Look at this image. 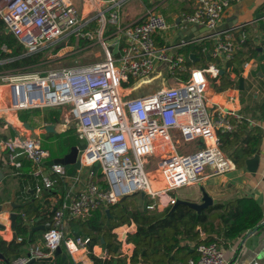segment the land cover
<instances>
[{
  "label": "built area",
  "instance_id": "built-area-1",
  "mask_svg": "<svg viewBox=\"0 0 264 264\" xmlns=\"http://www.w3.org/2000/svg\"><path fill=\"white\" fill-rule=\"evenodd\" d=\"M129 1L0 0L4 33L17 39L26 56L67 43L73 36L94 40V32L88 31L93 24L98 26V43L106 54L104 60L86 65L0 73V84L9 88L14 109H61L67 127L74 124L86 142L78 156L80 173L72 178L78 183L85 171V187L68 193L55 208L42 241L12 264L54 256L62 245L75 264H90L75 260V253L91 239L66 235L65 227L72 220H88L138 193L149 197L147 210L170 209L176 203L172 193L236 167L223 152L218 132L236 130L242 118L211 109L206 97L210 76L217 78L220 68L216 64L190 67L179 51L190 44L211 43L203 48L204 55L225 64L232 61L249 40L248 24L228 29L219 25L225 11L243 0H196L191 11H181L173 21L159 10L167 0H136L151 7L137 20L123 23L122 11ZM89 5L92 9L87 11ZM189 26L207 33L181 39L179 33ZM1 50L9 51L5 44ZM158 76L169 77L174 85L145 92V86ZM193 142L200 144L196 151L181 152L182 143ZM4 146L16 169H22V158L33 166L38 178L36 196L67 179L62 164L48 166L50 173L46 172L51 153L40 139L16 136L5 140ZM0 264L7 263L0 260ZM177 264H228V260L221 246L211 243L200 245L196 258Z\"/></svg>",
  "mask_w": 264,
  "mask_h": 264
},
{
  "label": "crops",
  "instance_id": "crops-1",
  "mask_svg": "<svg viewBox=\"0 0 264 264\" xmlns=\"http://www.w3.org/2000/svg\"><path fill=\"white\" fill-rule=\"evenodd\" d=\"M195 1L196 0H194V2L191 4V10L194 7ZM145 3L147 2L144 1L140 4L143 5ZM128 17L129 15L127 14V18ZM173 17L174 16L168 18L170 21H173ZM135 20L132 19L130 22ZM243 24H248V43L251 45V51H255V53L253 55L250 54L252 55V58L244 62L249 64L247 69L244 68V63L240 67V69L243 71V76L241 79L244 80L242 88L240 85L241 79H237L235 74L232 73L231 79L233 81H237L235 87L223 92H219L216 90V88L209 86L206 97L211 109L225 111L231 115L241 117L242 120H246L249 123L246 133H251L252 129H254V135L260 137V144L256 153V155H258L260 158L258 170L255 174H253L247 171L246 166L243 169L235 167L233 171L227 173L226 175L206 178L201 182V184L213 198L214 205L218 202H225L235 198L248 196L256 199L264 209V0H243L242 2L231 5V7L225 11L219 28L228 29ZM206 33L207 32L205 29L189 26L187 30L179 33L178 36L181 39H192L197 36H202ZM245 58L247 57L245 56ZM224 68H226V64L222 63L219 75L224 74ZM213 79L215 86H220L221 81L218 78ZM148 85L145 87L149 89ZM140 92L141 91L139 89L136 91V94H139ZM47 109H49V111H59V116L61 117L63 114L65 115L64 111L61 109ZM32 110L43 111L45 109ZM21 112H25V110H17L13 108V101L9 88L0 84V145L4 146L5 140L19 136L23 138H38L41 140L44 148L48 149L45 146L47 143H55L57 140H59V138H61L60 136L69 135L66 133L68 127L65 123V116L62 118V120L57 116V118L54 119V122H49L48 120L38 118L43 123L39 127L40 129L36 130L37 126L31 124V120H24L22 115H20ZM234 118L235 117H233V119ZM34 120L37 121L36 118ZM234 120H236V118ZM26 124L31 128L26 127ZM49 126H53L55 132H47V127ZM34 132L37 134L31 135V133ZM49 134H54L57 137L52 140H47L46 137ZM10 135L13 137H10ZM79 139L80 141H84L81 139L80 134ZM59 145L60 144L58 143L54 146L57 147ZM75 146L78 147V144ZM48 150L51 153V150ZM196 150L188 151V153L194 152ZM77 163H79V160ZM28 164L30 163L26 160L22 169L18 170L13 165H11V163H9L8 153L5 148L1 153L0 241H5L9 244L13 243V232L15 223L17 222V220H14L13 216L17 215L18 217L20 213V206L23 203H28L33 197L36 196L35 188L38 183V178L33 174V166L29 171L26 169ZM46 167H48V164ZM65 168L68 176L67 179L62 182L64 184L65 196L60 192L61 189H57L56 186L54 189L49 191L51 196L46 198V203L56 206L55 208H57L64 200H66L68 193L70 194L71 191L72 194L74 192H79L85 187L86 184L87 177L85 171L82 172L81 179L78 183H74L72 179L79 175L81 170L80 163L79 168L74 167L70 170L67 169V166H65ZM46 172L50 173L49 167L47 168ZM207 182L208 185H205ZM183 193L190 194L188 199L185 200L196 202L201 201H198L200 197L197 199V193H200L202 198L199 184L184 188L176 192L174 196L176 198L183 199L185 198L182 196ZM43 195L41 197H43ZM132 196L134 195L124 198L121 202L130 200L129 198ZM104 210L107 211L108 208ZM166 210L168 209L161 207L157 210H153V212L164 213ZM36 222V220H33V223L27 221V224H30L29 228L31 229V232L26 236L20 235L18 238H27L29 241L34 238V241L26 245L25 252H21L19 255L14 256L13 260L26 254L31 246L37 245L42 241L43 234L47 229L45 231L33 233L32 228L36 227ZM81 222L82 220H72L68 225H66V227L69 226L68 236L73 238V233L75 232L76 237L90 238L83 234L81 230ZM136 231L137 227L134 223L123 224L119 227H116L112 231V234L114 235L112 240H108V243L106 244L104 237H101L102 241H98L101 246H98L99 243H97V245L93 247V254L98 258V261H93L90 258L89 245L91 242L86 248H81L75 253V260H87L90 264H133L131 262V258L134 251V245L129 239L136 233ZM31 233L32 236L30 237ZM20 242L21 241L18 243ZM221 248L226 259L228 260V264H264V228L254 233L252 236H242L236 240L228 242L226 245H221ZM34 264H75V261L67 249L62 247L61 254L55 258L53 262H37ZM175 264H177V262H175Z\"/></svg>",
  "mask_w": 264,
  "mask_h": 264
},
{
  "label": "trees",
  "instance_id": "trees-1",
  "mask_svg": "<svg viewBox=\"0 0 264 264\" xmlns=\"http://www.w3.org/2000/svg\"><path fill=\"white\" fill-rule=\"evenodd\" d=\"M169 2V9H162L165 16H168L169 12L175 7L172 3L173 0ZM193 2L194 0H190L188 4L181 5L180 9L187 12L191 11ZM93 25H90V27ZM4 30L5 24L0 19V61H8L6 64L0 65V71L15 70L24 72L35 66H42L48 60L47 53L51 47L42 50L38 54L26 56L24 48L18 43L17 39L12 35L5 34ZM86 41V39H80L79 43L83 45L87 43ZM4 44L7 45L8 52L1 50ZM55 46L57 47V45ZM206 46L211 47V43L190 44L181 49L179 53L185 55L187 64L190 67L207 68L208 65L201 66V60L205 57L207 60V56H211V54H203L202 50ZM55 49L53 54L59 52L57 48ZM254 53L255 51H251V45L248 42L242 45L234 59L226 63V68L223 69L224 74L218 75L217 78L221 81V84L215 86L216 90L223 92L235 87L237 81L231 79V74L233 73L237 79H241L243 71L240 67L245 61L252 58ZM191 55H194V58H191ZM211 61L219 68L222 67L220 60L211 56ZM232 121L236 123L233 118ZM236 125V130L232 132L219 131L218 137L222 143L223 152L228 154L237 168L243 169L246 166V160L256 155L260 137L254 135V129L251 133H246L249 127L248 121L242 120L241 123ZM56 137L54 134H49L46 138L52 140ZM60 137L62 140L60 145L57 148H50L51 159L65 157L70 153L71 148L80 141L79 134L62 135ZM22 162L24 164L26 159L22 158ZM31 168L30 163L26 169L29 171ZM56 188L61 189L60 192L65 196L62 182H59ZM44 192L43 197L35 196L28 203H23L20 206V213L16 222L18 236H26L31 232L27 221L36 220V226L43 225L47 229L52 224L53 210L56 206L46 203V198L51 195L49 191L45 190ZM122 203L125 205H122ZM127 203L126 200L117 205L109 206V214L106 210L97 211L93 217L80 223L83 234L91 239L89 251L90 258L93 261H98V258L93 254V247L97 245L98 241H102L101 237H104L107 244L108 240L114 238L113 229L123 224L134 223L137 227L136 233L129 239L134 245L131 258L133 264L186 262L190 258L197 257V249L200 245L211 243H217L219 246L226 245L228 242L246 236L249 231L255 229L259 231L264 228V209L256 199L248 196L218 202L201 215L187 206L180 205L172 215L165 219L163 217L169 209L164 213L142 211L136 208L135 203L132 202L134 207L130 210ZM33 241L34 238L30 241L24 238L20 243L13 242L11 244L0 241V252L5 255L7 264H12L13 257L25 252V246Z\"/></svg>",
  "mask_w": 264,
  "mask_h": 264
},
{
  "label": "rangeland",
  "instance_id": "rangeland-1",
  "mask_svg": "<svg viewBox=\"0 0 264 264\" xmlns=\"http://www.w3.org/2000/svg\"><path fill=\"white\" fill-rule=\"evenodd\" d=\"M170 0H167V2L161 6L162 8L159 9L160 12L162 13V9H166L168 10L169 7H170ZM190 0H173V4L175 5L174 9H172L169 14H168V17H172L178 13H180L182 10L180 9V6L183 5V4H188ZM151 5L148 4V3H145V4H140L139 1H136V0H131L129 1L126 6L124 7L123 11H122V19H123V23H127V21H131L132 19L135 20L137 19L138 17L144 15L147 11L148 8H150ZM92 9L91 5L88 6V9ZM127 14L129 15V17L127 18ZM94 14H91L90 17H93ZM98 29V26L97 25H93L89 28L88 31H91V32H94L95 34V39L94 40H87L86 42L87 43H84L83 45H81L79 42H80V39H82L81 36H73L69 42H67V44H65L63 47H60V43H56L57 44V47L55 45H51V46H48L47 48L45 49H48L49 47H51L48 51V60L42 65V66H35L34 68H32L31 70H28V71H35V70H48V69H51V68H55V67H61V66H66V67H73V66H80V65H86V64H90V63H95V62H98V61H102L104 60L105 58V51L102 47V45H100L98 43V36H97V33H96V30ZM68 41V40H67ZM57 48L59 50V52H57L56 54H53L55 53L54 50H56L55 48ZM210 66L212 65V61H211V56L208 55L207 56V60H206V57L203 58L201 60V66ZM7 72H10V73H19L20 71H15V70H5V71H0V73H7ZM23 72V71H21ZM213 76H210V79H209V86H212L213 88H215V84H214V81H213ZM0 83H1V80H0ZM174 85V82L172 80L169 79V77H165L163 78V76H158L157 79L154 78V80H152V83H150L148 86H149V89H147L145 92H153V91H156L162 87H170ZM207 93V92H206ZM22 113V114H21ZM20 115H22V118H24V120L26 121H30L31 124H33L34 126H37L36 127V130H39L41 124L43 123L42 121H40V119H45V120H48L49 122H54V119L60 117V119L62 120V118L65 116L63 114V116H59L60 112L57 111H49V109H45V110H32V109H28V110H25V112H21ZM37 119V121H35L34 119ZM40 118V119H38ZM60 120V121H61ZM70 136L71 135H74V134H79L76 126L74 124H70L67 128V132ZM37 133H31V135H36ZM10 137H13L10 135ZM61 138H59V140H57V142L55 143H47L45 146L50 149V148H57L56 146L54 145H57L58 143L60 144V141ZM60 141V142H59ZM63 143V142H62ZM78 147L80 149V151H84V149L86 148V142L85 141H79L78 142ZM181 147V152L184 153V152H188V151H191V150H196L200 147V144L199 142H193V143H182L180 145ZM74 167H78L79 168V163H76L75 165H69L67 166V169L70 170ZM79 172V171H78ZM155 171H152L151 172V175L152 178H154L156 176L157 173H155ZM219 179V178H217ZM205 185H208V182L205 184ZM173 195H175V193H172ZM190 194L186 193V194H182L183 199H188V196ZM198 197V201L201 200V196H200V193H197ZM130 200H127V205L129 207V209H132L134 206H136V208H139L140 210L142 211H145L147 210V206L150 204V199L149 197H143L142 193H138L134 196H132L131 198H129ZM132 202H134V206L132 204ZM122 205H125L124 203H122ZM216 205V204H215ZM153 212V211H151ZM155 213V212H153ZM158 213V212H156ZM68 227H65V233L66 235H68ZM73 238H76L75 236V232L73 233ZM99 243V242H98ZM98 246H101L100 243L98 244ZM62 247L64 248V245H62Z\"/></svg>",
  "mask_w": 264,
  "mask_h": 264
},
{
  "label": "water",
  "instance_id": "water-1",
  "mask_svg": "<svg viewBox=\"0 0 264 264\" xmlns=\"http://www.w3.org/2000/svg\"><path fill=\"white\" fill-rule=\"evenodd\" d=\"M205 31H207L205 29ZM66 43L63 42L60 47H63ZM191 58H194V55H191ZM244 80L241 79L240 81V85L241 88L243 86ZM26 127L31 128L29 125L26 124ZM47 132L49 133H53L55 132L54 127L53 126H49L47 127ZM4 146L0 145V157H1V153L4 150ZM80 150L78 147H72L70 153L68 155H66L64 158L62 159H54L51 160L49 162H47L48 166H51L53 164L59 163L62 164L64 166H69V165H75L78 161V156H79ZM259 156L256 155L252 158H249L246 160V169L247 171H249L250 173L255 174L258 170V165H259ZM199 188L202 194V198L200 202H196V201H190V200H185V199H179L176 198V203L169 209L168 213L165 214V216L163 217V219L168 218L170 215H172L178 208V206L183 205V206H187L188 208L194 210L197 214L201 215L203 214V212L211 207L214 206V200L213 198L209 195V193L207 192V190L205 189V187L199 183ZM143 197H145V194H142ZM56 209L53 210V212H55ZM0 211H1V207H0ZM107 212L109 213V211L107 210ZM14 220H17V215L13 216ZM28 226H30V224H27ZM47 228L43 225L40 226H36L32 228V232H39V231H45ZM258 232V229H255L253 231H249L246 235V237L252 236L254 233ZM32 236V233L30 235V237ZM13 242H19V238H18V234L16 232V223H15V227H14V232H13ZM62 252V247L59 248L54 256H50V257H45V258H36V259H32L30 261L29 264H34L37 262H53L55 258H57ZM0 260L4 261L7 263V259L5 257V255L3 253L0 252Z\"/></svg>",
  "mask_w": 264,
  "mask_h": 264
},
{
  "label": "bare ground",
  "instance_id": "bare-ground-1",
  "mask_svg": "<svg viewBox=\"0 0 264 264\" xmlns=\"http://www.w3.org/2000/svg\"><path fill=\"white\" fill-rule=\"evenodd\" d=\"M166 198H167V197H166V196H164V201H165V203H166Z\"/></svg>",
  "mask_w": 264,
  "mask_h": 264
}]
</instances>
